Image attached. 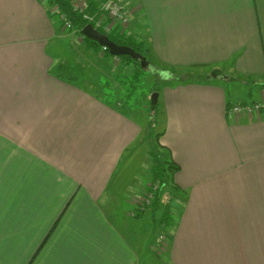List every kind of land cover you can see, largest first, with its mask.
<instances>
[{
	"label": "crops",
	"instance_id": "obj_1",
	"mask_svg": "<svg viewBox=\"0 0 264 264\" xmlns=\"http://www.w3.org/2000/svg\"><path fill=\"white\" fill-rule=\"evenodd\" d=\"M124 1L126 33L154 59L211 73L160 96V142L179 166L169 220L163 201L157 218L132 214L153 181L152 164L133 169L142 127L89 88L128 65L46 0H0V264H159L161 234L170 264H264V0ZM226 61L233 102L214 82L234 81ZM247 103L262 109L230 114ZM150 222L163 233L149 242Z\"/></svg>",
	"mask_w": 264,
	"mask_h": 264
},
{
	"label": "rangeland",
	"instance_id": "obj_2",
	"mask_svg": "<svg viewBox=\"0 0 264 264\" xmlns=\"http://www.w3.org/2000/svg\"><path fill=\"white\" fill-rule=\"evenodd\" d=\"M198 3L199 2L197 0H194L193 6L199 7ZM74 4L79 10L82 9L81 5H83V10L87 7V3L85 2L84 4H82V0H75ZM55 47L56 45L54 44V42L51 43L50 49L54 51ZM101 48L103 49V47H100V49ZM78 49L80 51V47H77V48L74 47L75 51H77ZM60 51H63L65 58L69 57V60H70L68 62H65L66 64L65 67H69L73 65V63H71L72 56L70 54V50L68 52L67 47H65ZM143 51L145 54L144 56L146 57L149 65L146 66V68H144L140 64L141 66H139V68L143 71L142 73L138 72L136 70L135 65L133 64L131 65L127 64L128 66L124 67V66H118L114 63L115 67L110 68L109 72H103L105 69H107V68H104V70L100 73V76H99L100 83H101L100 86L97 88H94V87H89V88L93 92L105 96L108 100L112 102L111 104H114L115 107L120 108L121 110L126 112L130 117H132L134 120L140 123L142 127V134H141L142 139L139 144L142 146L138 147L137 152L135 154V157H134L135 165L133 169L134 170L137 169L139 176L146 177L145 175H142L141 172L144 174V172L146 171V166L149 168L152 163L151 157L149 155L148 145L144 141V136L146 134L147 127L149 126L148 124L149 121L153 122L157 118V122L159 126V128H157V131L161 132L163 130L162 124L159 125V123L161 122L160 113L158 116H156L155 112L152 109V97L153 95L157 94L159 97L158 98V102H159L161 93L170 84V81L171 80L174 81L176 77H179L180 79L181 75H184V74H181L182 72H184V70L179 69L177 67L169 66V65H163L160 61L154 59L153 55L148 53L146 49H144ZM89 56L92 58L91 54H89ZM111 58L120 59V62L121 60L124 61V57L121 58V57L111 56ZM235 62L236 61H226V62L217 64L219 70H223L224 73H228L230 77H233L234 79L233 82L224 83L223 81H220V80H214V82L225 85L227 92H228V98L232 102L235 101V93H236L235 91L236 89L234 85L238 82V80L236 79L237 77L235 75H231L234 72ZM121 67L123 68L120 70ZM70 68L71 67H69V70ZM207 68L208 67H204L201 71L199 69L198 70L193 69V67L190 71L188 69L185 70L186 74L188 72L193 73V75H191V77H189L186 80H190V81L203 80L204 81V80L209 79L211 73L208 72ZM115 69L117 70L115 71ZM203 71L205 73H202ZM67 72L68 71H66L65 73ZM72 80H75L79 82L82 86H85L84 85L85 83L82 81L80 76H78V78L76 76V78H72ZM173 84L178 85L176 81L173 82ZM155 90H161V91L159 92ZM159 104H160V111H161L162 103L159 102ZM154 181L162 182L160 180H154ZM129 201L131 203L130 198H129ZM152 210L153 208L151 207L148 208V210L145 213H143L142 211L136 210V214L137 215L140 214L141 216L144 214H147V216L151 217ZM157 217L158 216H156V218ZM151 229L154 230V232ZM158 232L163 233L162 229L158 227L156 228L153 227L150 222V233H149L148 241L150 242L151 240H153L158 235ZM149 251L151 255L155 253L153 249L152 251L151 249ZM157 252L163 253L161 254V256L160 255L158 256V254L157 256H155L157 257L155 259L156 261H158L159 264H170L168 263L166 257H163V255H165V252H163L160 248L157 249Z\"/></svg>",
	"mask_w": 264,
	"mask_h": 264
},
{
	"label": "trees",
	"instance_id": "obj_3",
	"mask_svg": "<svg viewBox=\"0 0 264 264\" xmlns=\"http://www.w3.org/2000/svg\"><path fill=\"white\" fill-rule=\"evenodd\" d=\"M47 3L50 6H54L57 7L59 9V15L61 17V15H64L68 20H70L72 22V28L68 31H77L78 34H80L81 37H83L90 45L95 46L97 48V50H103L102 48L100 49V45L91 40L88 39L87 37H85L82 34V30L84 29L85 26H87L88 20L85 19V16L87 14H92V15H96L99 12V8H100V4L97 3V1H85L87 3V7L84 10H79L76 8V6L74 5V0H46ZM84 2V3H85ZM90 2V3H89ZM82 3V4H84ZM81 7L83 8V5H81ZM62 27L64 28V24L61 21ZM108 36L117 44L119 45H126V46H130L132 47L134 50L144 54V45L140 43V41H138L139 39L135 36H131L128 35L126 33V30H120L117 31L116 33H110L108 34ZM104 48V47H103ZM147 51V50H146ZM104 53H107L110 57L112 55H110L109 50L105 49V51H103ZM114 57V56H112ZM122 58V57H121ZM124 61L126 64H133L136 67V70L138 72H143L139 66L140 63L134 59H132L129 56H124ZM60 71V70H58ZM68 71L66 67H62V72L63 74ZM191 75H193L192 73H187L184 75H181L180 79L182 81L185 80V82H191L190 80H186L189 77H191ZM69 76V73L66 75V77ZM71 78V76H69V79ZM181 80H179V77H177L176 81L178 83L182 82ZM155 91H161V90H155ZM152 109L155 112V115L158 116L159 113H161L160 111V105L159 103L157 104H153L152 103ZM149 126L147 127L146 130V134L144 136V141L146 142V144L148 145V149H149V155L151 157L152 160V165H151V173H152V177H153V181L154 180H160L162 181L161 183L167 184L168 187H170L171 183L173 182V177L176 174V172L179 170V166L173 161L172 157H171V153L161 144L160 140L161 137L164 134V129L161 132L157 131V128H159L158 126V122H157V118L156 120H154L153 122L149 121ZM160 125V123H159ZM171 188V187H170ZM161 197H158L156 199L155 202V207L153 209V213L157 216V214L159 213L158 211L161 210L160 207L163 205H161ZM169 205V204H168ZM168 205H163L164 207V220L168 221L169 217H170V208Z\"/></svg>",
	"mask_w": 264,
	"mask_h": 264
},
{
	"label": "built area",
	"instance_id": "obj_4",
	"mask_svg": "<svg viewBox=\"0 0 264 264\" xmlns=\"http://www.w3.org/2000/svg\"><path fill=\"white\" fill-rule=\"evenodd\" d=\"M56 10L59 11L57 7ZM80 10H83V8ZM60 19L65 25L64 28L66 30H70L72 28V22L64 15H61ZM85 19H87L88 23L93 25L95 29L108 35L115 29H126L125 27H127L129 23V13L126 9L124 0H105L100 4L99 12L96 15L87 14ZM105 49L106 48H103V51H105ZM261 109L262 104L260 103H247L244 105L239 104L232 106L230 114L233 116H253L254 114L260 112ZM158 197H161V201L168 205L173 200V192L167 184L159 181H151L145 191V194L134 201L136 203V209L132 212V214L136 215V210L145 213L148 208H152ZM167 243L168 236L161 234L158 238V248L165 250Z\"/></svg>",
	"mask_w": 264,
	"mask_h": 264
},
{
	"label": "water",
	"instance_id": "obj_5",
	"mask_svg": "<svg viewBox=\"0 0 264 264\" xmlns=\"http://www.w3.org/2000/svg\"><path fill=\"white\" fill-rule=\"evenodd\" d=\"M82 34L88 39L97 42L101 47L108 49L110 55L114 57L129 56L132 59L138 61L144 68L149 65L146 57L142 53L134 50L130 46L119 45L115 43L108 35L95 29L91 24L84 27V29L82 30ZM158 98L159 97L157 94L153 95L152 103L157 104Z\"/></svg>",
	"mask_w": 264,
	"mask_h": 264
}]
</instances>
